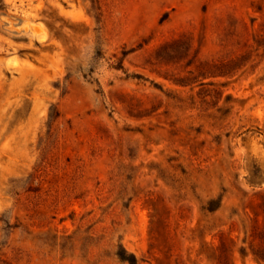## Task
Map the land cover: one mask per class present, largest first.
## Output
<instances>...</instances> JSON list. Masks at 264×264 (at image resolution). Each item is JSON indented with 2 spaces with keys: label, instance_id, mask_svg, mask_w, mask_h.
I'll use <instances>...</instances> for the list:
<instances>
[{
  "label": "rangeland",
  "instance_id": "rangeland-1",
  "mask_svg": "<svg viewBox=\"0 0 264 264\" xmlns=\"http://www.w3.org/2000/svg\"><path fill=\"white\" fill-rule=\"evenodd\" d=\"M0 264H264V0H0Z\"/></svg>",
  "mask_w": 264,
  "mask_h": 264
}]
</instances>
